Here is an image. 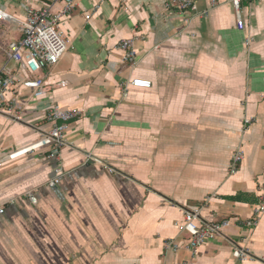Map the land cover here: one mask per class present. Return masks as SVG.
Returning <instances> with one entry per match:
<instances>
[{"label":"crops","instance_id":"0c3cea01","mask_svg":"<svg viewBox=\"0 0 264 264\" xmlns=\"http://www.w3.org/2000/svg\"><path fill=\"white\" fill-rule=\"evenodd\" d=\"M48 1L0 0L11 15L0 21V70L15 77L0 104V158L39 140L51 104L80 114L58 159L35 150L0 167V264H264V212L256 226L237 222L264 190V0H243V29L228 0H193L188 23L166 0H76L61 24L67 50L37 74L34 96L8 44L27 9ZM129 38L133 63L119 47ZM133 78L152 85L124 96ZM193 207L202 222L230 224L193 256L166 252ZM237 245L250 256L235 257Z\"/></svg>","mask_w":264,"mask_h":264},{"label":"built area","instance_id":"2783aa9c","mask_svg":"<svg viewBox=\"0 0 264 264\" xmlns=\"http://www.w3.org/2000/svg\"><path fill=\"white\" fill-rule=\"evenodd\" d=\"M76 0H49L47 4L41 8L27 9L26 17L21 22L22 36L17 41H11L8 44L9 57L16 62L21 70L27 75L22 80L25 88L30 89L34 96L44 93V81L37 74L47 68L48 65H54L58 62L64 52L67 50L68 44L64 38L61 24L64 18L69 14ZM236 13V24L239 29H243L244 23L240 15V9L243 0H228ZM251 1V0H247ZM57 3H61L62 7L58 11L54 9ZM167 9H173L178 14L185 16L183 21L188 23L190 17L186 13L193 12L196 9L193 0H166L164 3ZM215 1H212L211 7H214ZM11 15L0 9V21L10 18ZM89 18V15H86ZM250 39H246L249 44ZM119 47L124 51L122 59L126 62L133 63L135 58V50L133 48V39H123ZM37 77H31V76ZM15 82L14 75L6 73L4 69L0 70V104L4 100L5 92L13 86ZM152 82L149 79L133 78L123 86V95L127 94L129 86L139 88H149ZM7 112H12V108H8ZM80 114V110L75 107H63L58 104H51L46 113L45 120L50 124L49 129L32 145L17 151L9 152L5 157L0 158V167L6 159L13 160L20 155L35 150H43L49 154V157H57L59 147L66 144L65 134L70 127L71 122ZM16 117V116H15ZM251 119H244V126L250 124ZM243 158V151L236 149L230 159V173H235ZM58 159V157H57ZM55 176L48 181L49 187H55L60 182L62 170L60 167L54 169ZM26 196L32 203H36L37 199L28 191ZM14 200H11L13 202ZM4 212V207L0 206V214ZM201 208L193 207L184 210L182 221L176 222L175 226L180 233L185 234L180 240L168 239L164 242L166 252L176 253L179 250H185L192 256L199 247L206 242L217 238L223 234L224 229L230 224V219L224 218L214 222H202ZM264 212V190L259 194V202L256 205L253 215L244 220H238L239 224L247 227L256 226L261 215ZM235 257L246 259L250 255L247 249L237 245L233 251ZM178 264H185L183 262Z\"/></svg>","mask_w":264,"mask_h":264},{"label":"trees","instance_id":"16d2710c","mask_svg":"<svg viewBox=\"0 0 264 264\" xmlns=\"http://www.w3.org/2000/svg\"><path fill=\"white\" fill-rule=\"evenodd\" d=\"M247 1V0H246ZM243 2V1H242ZM239 195H236V196H232V198H234V199H238L239 197H238Z\"/></svg>","mask_w":264,"mask_h":264}]
</instances>
